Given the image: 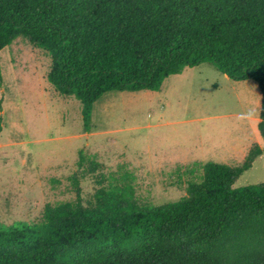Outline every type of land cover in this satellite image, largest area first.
Instances as JSON below:
<instances>
[{
  "label": "trees",
  "instance_id": "trees-1",
  "mask_svg": "<svg viewBox=\"0 0 264 264\" xmlns=\"http://www.w3.org/2000/svg\"><path fill=\"white\" fill-rule=\"evenodd\" d=\"M16 38L49 57L45 80L79 103L85 133L102 95L157 92L209 64L256 86L263 146L237 166L194 162L186 196L160 206L110 184L83 203L71 177L72 201L45 206L38 223L0 225V264H264V182L231 188L264 157V0H0V50Z\"/></svg>",
  "mask_w": 264,
  "mask_h": 264
},
{
  "label": "rangeland",
  "instance_id": "rangeland-1",
  "mask_svg": "<svg viewBox=\"0 0 264 264\" xmlns=\"http://www.w3.org/2000/svg\"><path fill=\"white\" fill-rule=\"evenodd\" d=\"M49 64L22 38L0 50V225L38 223L45 206L72 201L71 177L83 203L108 184L129 186L140 207L175 202L194 162L237 166L252 145L263 146L256 86L209 64L167 77L157 92L102 95L87 133L79 103L46 82ZM263 182L260 155L231 188Z\"/></svg>",
  "mask_w": 264,
  "mask_h": 264
}]
</instances>
